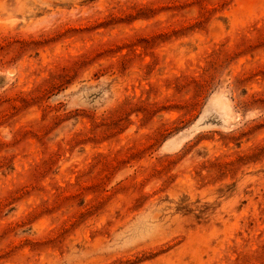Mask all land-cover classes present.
I'll list each match as a JSON object with an SVG mask.
<instances>
[{"label": "rangeland", "instance_id": "rangeland-1", "mask_svg": "<svg viewBox=\"0 0 264 264\" xmlns=\"http://www.w3.org/2000/svg\"><path fill=\"white\" fill-rule=\"evenodd\" d=\"M0 264H264V0H0Z\"/></svg>", "mask_w": 264, "mask_h": 264}]
</instances>
